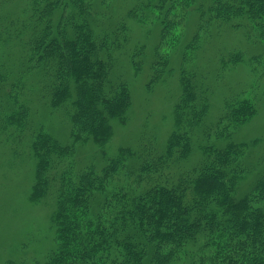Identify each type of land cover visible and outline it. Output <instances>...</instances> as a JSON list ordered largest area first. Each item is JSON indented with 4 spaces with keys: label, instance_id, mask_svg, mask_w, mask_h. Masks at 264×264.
Segmentation results:
<instances>
[{
    "label": "trees",
    "instance_id": "1",
    "mask_svg": "<svg viewBox=\"0 0 264 264\" xmlns=\"http://www.w3.org/2000/svg\"><path fill=\"white\" fill-rule=\"evenodd\" d=\"M135 1L119 20L124 11L114 0H26L22 9L0 0V132L28 135L36 162L31 198L57 204V247L47 264H264V173L239 196L249 143L209 144L251 121L257 105L233 94L209 122L215 88L209 66L181 70L174 129L163 151L145 143L121 148L100 170L74 160L61 168L70 154L76 157L77 145L105 148L112 121L127 120L131 90L111 73L130 40L128 19L153 16L160 24L149 90L171 64L163 49L187 37L191 19L185 47L193 52L214 27L246 29L254 45L264 39V0ZM262 56L250 63L260 66ZM243 60L235 50L219 62L228 69ZM32 92L69 119L68 143L42 127L32 131Z\"/></svg>",
    "mask_w": 264,
    "mask_h": 264
},
{
    "label": "rangeland",
    "instance_id": "2",
    "mask_svg": "<svg viewBox=\"0 0 264 264\" xmlns=\"http://www.w3.org/2000/svg\"><path fill=\"white\" fill-rule=\"evenodd\" d=\"M136 2L114 0L116 11H124L119 20ZM25 4L26 0H14L13 5L16 9H22ZM113 13L115 15V10ZM139 21L127 20L130 40L124 44V50L116 53L111 73L112 79L122 80L131 90L132 105L127 120L125 123L112 121L113 137L105 148L93 143L77 145L76 157L70 154L61 168L67 169L74 160L77 167L94 165L100 170L121 148H136L145 143H153L155 149L163 151L174 129V107L181 95V70L200 63L201 67L209 66L213 72L211 81L215 88L209 122H216L223 101L233 94L244 93L257 105L256 116L235 130L231 137L221 140L214 137L209 143L216 146H225L230 142L249 143L250 148L244 159L249 170L237 190L239 196L249 193L258 176L264 173V39H259L258 44L254 45V39L246 29L226 26L218 30L214 27L212 37L208 36L210 40H202L201 48L193 52L185 47L195 26V21L191 19L187 37L177 46L163 49L164 55L170 54L171 64L164 73V79L149 90L153 72L150 67L156 58L155 48L160 43V24L153 16ZM143 46V51L138 50ZM235 50L244 54L243 62L224 69L219 59L228 57ZM256 54L263 55L260 66L250 63ZM135 62L140 63L139 71ZM42 98L41 93L35 92L28 98L32 131L42 127L61 143H68L71 129L69 119L62 112L47 107ZM15 131L0 132V264H47L50 254L57 247L53 222L57 204L52 198L38 202L32 200L36 162L31 154L28 135L24 138L25 134Z\"/></svg>",
    "mask_w": 264,
    "mask_h": 264
}]
</instances>
